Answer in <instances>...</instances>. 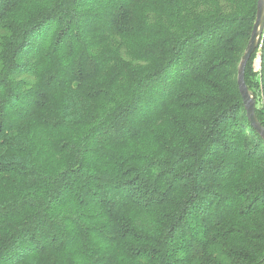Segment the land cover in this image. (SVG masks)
I'll return each instance as SVG.
<instances>
[{
    "label": "trees",
    "instance_id": "1",
    "mask_svg": "<svg viewBox=\"0 0 264 264\" xmlns=\"http://www.w3.org/2000/svg\"><path fill=\"white\" fill-rule=\"evenodd\" d=\"M257 3L0 0V264L264 262Z\"/></svg>",
    "mask_w": 264,
    "mask_h": 264
},
{
    "label": "water",
    "instance_id": "2",
    "mask_svg": "<svg viewBox=\"0 0 264 264\" xmlns=\"http://www.w3.org/2000/svg\"><path fill=\"white\" fill-rule=\"evenodd\" d=\"M264 35V0H258L257 3V15L253 25L250 39L246 46L245 52L242 55L239 67H238V86L243 98L244 106L247 112V116L252 127L262 136L264 139V125L259 120L256 114L257 100L256 96L246 83V67L252 57V55L261 46ZM264 264V262L262 263Z\"/></svg>",
    "mask_w": 264,
    "mask_h": 264
},
{
    "label": "rangeland",
    "instance_id": "3",
    "mask_svg": "<svg viewBox=\"0 0 264 264\" xmlns=\"http://www.w3.org/2000/svg\"><path fill=\"white\" fill-rule=\"evenodd\" d=\"M245 47H246V46H245ZM245 49H246V48H245ZM244 52H245V51H244ZM241 58H242V57L239 58V62H238L237 68L239 67V64H240ZM253 66H254L255 71H258V70H259V67L261 66V59L259 58V56H257V57L254 59V65H253ZM233 75H234L235 80H237V78H238L237 71H235Z\"/></svg>",
    "mask_w": 264,
    "mask_h": 264
},
{
    "label": "built area",
    "instance_id": "4",
    "mask_svg": "<svg viewBox=\"0 0 264 264\" xmlns=\"http://www.w3.org/2000/svg\"><path fill=\"white\" fill-rule=\"evenodd\" d=\"M259 58H260V55H259ZM261 67V66H260ZM260 67H259V69H260Z\"/></svg>",
    "mask_w": 264,
    "mask_h": 264
}]
</instances>
